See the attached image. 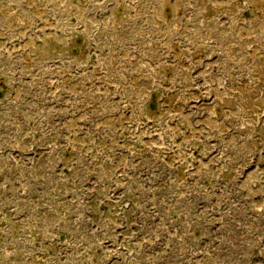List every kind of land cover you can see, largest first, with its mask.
<instances>
[{
    "label": "rangeland",
    "instance_id": "rangeland-1",
    "mask_svg": "<svg viewBox=\"0 0 264 264\" xmlns=\"http://www.w3.org/2000/svg\"><path fill=\"white\" fill-rule=\"evenodd\" d=\"M0 264H264V0H0Z\"/></svg>",
    "mask_w": 264,
    "mask_h": 264
}]
</instances>
